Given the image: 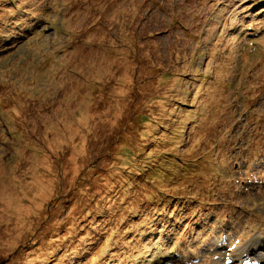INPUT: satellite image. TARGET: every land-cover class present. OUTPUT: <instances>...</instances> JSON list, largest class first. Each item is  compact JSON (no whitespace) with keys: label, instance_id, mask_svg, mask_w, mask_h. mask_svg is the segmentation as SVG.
I'll return each mask as SVG.
<instances>
[{"label":"rangeland","instance_id":"1","mask_svg":"<svg viewBox=\"0 0 264 264\" xmlns=\"http://www.w3.org/2000/svg\"><path fill=\"white\" fill-rule=\"evenodd\" d=\"M0 264H264V0H0Z\"/></svg>","mask_w":264,"mask_h":264}]
</instances>
